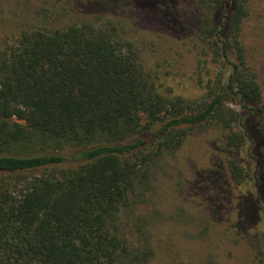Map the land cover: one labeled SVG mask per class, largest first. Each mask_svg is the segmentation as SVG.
I'll return each mask as SVG.
<instances>
[{
  "label": "trees",
  "instance_id": "16d2710c",
  "mask_svg": "<svg viewBox=\"0 0 264 264\" xmlns=\"http://www.w3.org/2000/svg\"><path fill=\"white\" fill-rule=\"evenodd\" d=\"M191 2L196 100L160 93L111 20L23 31L0 50V264H148L150 245L126 239L121 214L167 154L212 130L230 178L248 187L241 232L264 248V92L244 36L252 0Z\"/></svg>",
  "mask_w": 264,
  "mask_h": 264
},
{
  "label": "rangeland",
  "instance_id": "374dc122",
  "mask_svg": "<svg viewBox=\"0 0 264 264\" xmlns=\"http://www.w3.org/2000/svg\"><path fill=\"white\" fill-rule=\"evenodd\" d=\"M106 20L133 43L160 93L203 95L191 0H0V50L23 31ZM244 36L264 92V0H252ZM218 138L215 130L190 135L153 169L144 196L123 210L122 234L136 246L148 242V264H264L261 235L241 232L239 199L248 187L230 178Z\"/></svg>",
  "mask_w": 264,
  "mask_h": 264
}]
</instances>
